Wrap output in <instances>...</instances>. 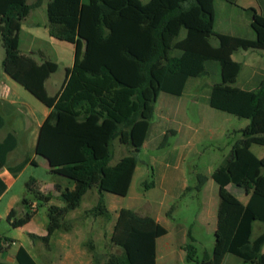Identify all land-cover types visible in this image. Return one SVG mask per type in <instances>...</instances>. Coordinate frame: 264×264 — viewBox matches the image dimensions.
<instances>
[{
  "label": "trees",
  "instance_id": "trees-1",
  "mask_svg": "<svg viewBox=\"0 0 264 264\" xmlns=\"http://www.w3.org/2000/svg\"><path fill=\"white\" fill-rule=\"evenodd\" d=\"M45 1L51 37L75 47L73 67L56 96L48 94L45 82L57 72V63L43 52L38 53V62L20 48L24 19ZM208 6L202 0H179L167 8L158 24L151 25L125 15L128 7L140 8L138 0H37L34 4L0 0L4 70L50 109L39 129L35 153L47 160L50 172L74 182L73 189L55 186L65 206L50 204L53 194L42 193L34 178L27 183L28 193L48 205L47 235L30 234L34 244L43 242L49 248L53 234L66 227L67 215L81 206L92 189L101 197L87 216L110 221L112 215L103 195H128L160 94L183 96L190 79L218 73L221 81L210 87L206 102L251 124L240 131L243 137L211 175L220 197L213 254L205 253L198 260L190 234L192 241L184 246L186 264H222L226 255L242 264H264V230L255 233L256 224H264V158L251 151L255 126H261L264 135V79L254 90L237 87L242 64L233 60L240 50H264V18L255 9H246L260 26L257 40L223 35L212 30ZM183 30L186 35L181 38ZM5 125L0 113V130ZM175 135V130H169L161 147L169 146ZM16 146L14 135L0 143V170ZM117 147L126 155L113 164ZM28 163L26 160L9 170L20 172ZM208 179L198 174L191 190L200 193ZM154 186V182H146L147 188ZM5 189L0 180V196ZM243 194H251L246 206L239 200ZM22 203L29 208L24 217L18 218L15 209L7 217L14 228L27 225L39 208L37 202L33 210L34 201L28 196ZM166 234L150 215L121 209L110 240V246L121 252L109 253L101 263L100 255L91 248L94 264H156V240ZM14 243L0 235V253L8 252ZM16 257L19 264H38L23 246Z\"/></svg>",
  "mask_w": 264,
  "mask_h": 264
},
{
  "label": "crops",
  "instance_id": "crops-1",
  "mask_svg": "<svg viewBox=\"0 0 264 264\" xmlns=\"http://www.w3.org/2000/svg\"><path fill=\"white\" fill-rule=\"evenodd\" d=\"M36 1L37 0H34L32 3H29L27 0L28 4H34ZM83 1L88 2V0ZM138 1L140 3V8L136 9L128 7L124 10L125 15L129 18L151 25L158 24L160 18L165 13L167 8L169 6H175L179 2V0ZM202 1L203 3H208L209 5L207 9H209L212 14L211 28L215 32L223 35L251 40H257L260 38V26L256 24L254 18L248 15L246 9L253 8L256 10L258 16L264 18V0H236L235 3H231L227 0ZM45 13H47V1H45L40 7L32 9L30 14L24 19L20 33V48L23 54L32 56L38 62H40L38 53L43 52L49 59L57 63L59 67L57 72L51 75L50 78L45 82V87L48 94L50 96H56L62 91L65 85L67 74L73 67L75 60V47L73 45H70L69 47V45L56 43L57 41L55 42V39H53L50 35V26L49 22L45 20ZM43 18L44 22L41 23L40 20ZM23 34L27 35L26 40L30 42L29 46L26 48L29 49L27 52L23 50ZM42 44L51 47V49H49L50 54L47 53L46 49L42 48ZM243 52L244 57L250 58L251 61H238L236 56L240 53V51L233 55V60L242 64V71L243 69H248L244 75V80L246 83L239 86L237 80L236 86L244 90H254L264 79V50L260 51L259 53L257 51ZM64 57L66 59V64L63 63L64 69H61L58 61H61V59ZM3 60L4 58L0 59V113L6 120V125L4 128H7V131L1 137L0 143L3 142L8 135H14L17 138L18 146V138L23 136V133L28 132L27 138L34 139V148H36L39 129L49 116L50 109L45 105L37 104L33 99L29 98L27 95L28 91L5 72ZM58 76L61 77L59 78ZM189 84L190 83H188V85ZM193 86L199 89L201 83H194ZM204 86H206V84ZM187 88L188 87H186V91L183 96H174L171 94L167 95V93L160 94L155 106V115L150 123L147 138L143 147L144 149L146 146H148V144H152L153 147L158 152H160V154L155 157L158 176L157 182L155 183V186L149 190L161 188L164 194V199L170 202H175L178 199L184 197L187 192H196L195 190H191L196 186L197 183L195 182L194 185L190 184L188 171L185 167L187 161L197 152V147L200 144L206 142H215L223 134L229 135V123L232 121L231 117H228V113L212 108L206 102L207 96L205 98H201L200 96H190L188 95ZM51 92H53V94H50ZM221 121L225 122L223 126L221 125ZM250 124V120L242 123V126L239 128V130L241 131L245 129ZM169 130H175L176 135L171 138L169 146L162 148V139ZM233 131H237V129H234ZM254 144L264 146L262 127L258 125L255 126V141L253 142L252 146ZM15 149L7 156L6 167L0 170V180L6 186V189L0 196V200L12 188L15 181L16 173L9 170L15 166H8V157L15 151ZM125 155L126 153L121 154L118 152V158L115 159L113 164H116ZM33 161L35 162V160ZM140 163H143V161ZM140 163L134 172L131 185L134 182V178L138 174L139 170L142 169V167H140ZM218 167L219 166H217L214 170L210 169L209 172L205 174L209 177V179L203 190L195 195L197 196L198 200V212L195 216L196 219L190 224L182 226L178 230L179 233L177 232L178 236L180 237L178 244L183 249L189 240L192 241V239H194L195 244H202V241L205 238L210 240L212 238L214 240H212L214 251L220 197L219 186L211 178V175ZM195 174L197 176L198 174L202 173L196 171ZM212 182H215L216 185H214ZM55 186L56 184L53 185V189L55 192H57L55 190ZM60 187L62 190H64L61 185ZM73 188L74 186L70 189ZM92 190H96L99 200L101 197L100 192L97 189ZM40 191L44 194H47L43 191V188H40ZM57 194L60 196L59 192H57ZM103 198L105 201V194L103 195ZM250 199L251 194H243L239 197V200L245 206L249 203ZM106 201L105 203L107 205ZM51 203L52 202H50V204ZM12 209L15 208H11V210ZM77 209L71 211L70 213L76 212ZM108 209L111 213L109 207ZM155 210L156 208L154 207L153 203H148L145 207H141L140 210L134 211L143 216L150 215L167 230V234L165 236H162L156 240V264H159L160 248L164 250L169 249L171 246V241L169 240L171 234L173 233L171 225L173 224L172 220L174 218L172 216L173 211H168L167 213L163 214L159 211L155 213ZM70 213L67 215L66 221L70 222L72 225L61 227L53 234L51 238L49 250L53 249L54 240L57 234L60 232V235L57 239V245L61 249V253L57 260L54 258L50 259L48 261L49 264H94L93 252L91 251V248L95 249L96 254H100L99 243H103V250L110 248V253L121 252V249L118 247L110 246V240L117 220L115 221L113 227L108 228L106 222L107 220L103 218H96L94 222H89L87 220V215V217L76 214L70 216ZM36 218L37 215H35L27 225L21 228L27 229L33 227ZM73 220H77L78 224L74 225L72 222ZM48 225L49 223L46 225L45 229L39 228L38 232L34 229H30V234L43 237L47 235ZM262 230L263 227H261L260 223L256 224V235L260 234ZM93 233L96 235V238L94 239L92 237L88 239V236L90 234L92 235ZM190 234L192 239L189 236ZM15 244L16 242L8 252L0 253V263L15 264L18 262L16 255L19 247L21 246L25 247L32 257L37 261L30 248L22 243L17 246ZM88 250L90 251L91 255L88 253ZM102 254H104L103 257L107 259L108 254L106 252ZM227 262L238 264L236 259L231 255H226L222 264H226ZM37 263L39 264L38 261Z\"/></svg>",
  "mask_w": 264,
  "mask_h": 264
},
{
  "label": "rangeland",
  "instance_id": "rangeland-1",
  "mask_svg": "<svg viewBox=\"0 0 264 264\" xmlns=\"http://www.w3.org/2000/svg\"><path fill=\"white\" fill-rule=\"evenodd\" d=\"M34 0H28L29 3H32ZM46 12V11H45ZM45 20L49 22L47 13H45ZM41 23L44 22V18L40 20ZM186 35V30H183L181 34V38ZM27 35H22V44L23 50L27 52V46H29L30 42L26 40ZM56 42V40H55ZM63 45H70L69 43L59 42ZM42 44V48L46 49L47 53L50 54L51 47L48 45ZM24 51V52H25ZM258 53L260 51H257ZM258 55V54H253ZM5 58V51L0 42V59ZM238 61L241 62H250L251 59L248 57H244L243 50H240V53L236 56ZM61 69H64V64H66L65 57L58 61ZM64 63V64H63ZM248 69H243L241 75L238 79V85L241 86L245 84L244 75ZM59 78L61 76H58ZM221 81V77L218 73H215L211 77H205L201 79H190L189 85L187 86L188 95L190 96H197L201 98H205L207 96V92L209 91L210 87L217 82ZM194 83H201L199 89L195 88L193 85ZM206 84V86H204ZM50 94H53L51 92ZM29 98L33 99L37 104L44 105L40 100H38L34 95L30 92H27ZM168 95V94H167ZM170 95V94H169ZM228 117H231L232 121L229 123V135H222L220 136L215 142H206L200 144L197 147V152L191 156V158L187 161L185 167L188 171V178L190 180V184L194 185L195 182L197 183V176L195 172H200L202 174H207L209 170H214L217 166H220L224 160L228 157L231 152L233 145L243 137L242 133L240 132L239 128L242 126V123L249 121L248 119H241L231 114H227ZM224 121H221V125H224ZM223 128V127H222ZM237 129V131H233ZM7 128H4L0 131V139L6 133ZM223 132V131H221ZM27 134L23 133V136L18 138V146L13 153H11L8 157V166H17L18 164L29 160V163L26 167L16 173L15 181L12 188L1 198L0 200V235L3 237H7L10 240H15L16 246L19 244H24L34 254L39 264H49L48 261L52 258L55 260L58 259L61 249L57 245V239L59 237V233L57 234L54 240V246L52 250L47 248L43 242L33 243L32 239L30 238V229H34L38 232L39 228L45 229L46 225L49 223V216H48V205L45 204L43 201L35 198L34 195L28 193L27 183L30 181L31 178H34L40 188H43V191L47 194H53V200L51 204L57 206H65V202L58 196L57 192L54 191L53 185L60 184L64 189L72 188L74 186V182L69 180L63 176L53 174L50 172L49 164L47 160L41 156L35 154L34 148V139L27 138ZM163 140V139H162ZM120 145V144H118ZM252 152L259 158H264V146L254 144L251 148ZM117 153L115 152V159L118 158V152H120V147L116 148ZM160 152H158L152 144H148L143 151L141 152V160L143 163H140L141 170H139L138 174L134 178V182L131 185L130 191L126 197H120L114 194H107L106 195V202L108 207L111 210L112 216L110 221H106L108 228L113 227L115 221L118 218V212L120 209H132V210H140L141 207H145L148 203H153L154 207L156 208L155 213L158 211L165 214L171 210L172 207H175L173 210V224L171 225L173 233L170 236L171 246L169 249H162L160 248V262L159 264H186L187 262V252L178 244L180 237L178 236L177 232L179 233V229L187 224L193 222L196 218V214L198 212V200L196 192H187V194L178 199L175 202L166 201L164 199V194L161 188L151 189L146 187V182H157V165L155 163V157L158 156ZM35 160V164L32 161ZM114 163V161H113ZM213 181V180H212ZM214 185L215 182H212ZM25 196H28L29 200H32L36 203L37 209V202L39 203L38 212L35 214L37 218L35 220V224L33 227L24 229V228H14L10 222L7 220L9 212L11 208H15L17 211V217L21 218L24 217L29 210V208L25 207L22 203ZM195 196V197H194ZM98 197L96 190H90L88 194L84 197L82 205L77 209L76 212L70 213L72 215H83L87 217L86 211L91 209L98 203ZM35 209V210H36ZM34 210V209H33ZM102 219V218H101ZM100 219V220H101ZM80 220V219H78ZM89 222H94L96 218L93 216H88L87 219ZM74 225H77L78 221H72ZM72 225L70 222L66 221V226ZM261 227L264 230V224L260 223ZM96 235L93 233L88 236L89 238H96ZM202 236V235H200ZM169 239V238H168ZM213 239L205 238L202 241V244L194 243L195 247L197 248V258L198 260H202L205 253L210 255L213 254ZM191 240L188 241L190 243ZM107 245V244H106ZM100 247V261L101 263L105 262V258L103 257L104 252L107 254L110 253V248H106L103 250V243H99ZM162 249V250H161ZM88 253L91 255L90 251ZM1 256V255H0ZM232 256V255H231ZM234 257V256H232ZM238 264H242V262L234 257ZM15 264H18L16 262ZM226 264H233V263H226Z\"/></svg>",
  "mask_w": 264,
  "mask_h": 264
},
{
  "label": "built area",
  "instance_id": "built-area-1",
  "mask_svg": "<svg viewBox=\"0 0 264 264\" xmlns=\"http://www.w3.org/2000/svg\"><path fill=\"white\" fill-rule=\"evenodd\" d=\"M33 209H34V210L36 209V205H35V204H33Z\"/></svg>",
  "mask_w": 264,
  "mask_h": 264
}]
</instances>
